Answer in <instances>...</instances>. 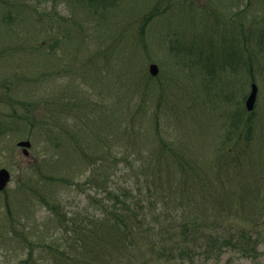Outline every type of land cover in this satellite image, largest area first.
Returning a JSON list of instances; mask_svg holds the SVG:
<instances>
[{
    "label": "rangeland",
    "instance_id": "1",
    "mask_svg": "<svg viewBox=\"0 0 264 264\" xmlns=\"http://www.w3.org/2000/svg\"><path fill=\"white\" fill-rule=\"evenodd\" d=\"M109 5L88 12L74 0H0V18L22 11V18L0 22V122L13 125L0 132V168L12 177L0 191V264H19L32 249L37 262L52 264L54 247L76 239L73 219L88 221L110 203L107 186H138L154 200L153 215L169 226L194 213L203 217V206H178L174 196H164L170 194L165 173V186L146 181L142 168L165 163L163 156L175 159V152L203 163L208 175L199 187L227 194L217 206L248 201L233 218L264 214V0ZM155 8L159 13L142 26ZM226 44L239 56L235 68ZM152 62L159 65L157 76L149 73ZM253 78L259 94L247 137L233 112ZM227 135L240 148L223 157ZM24 139L32 143L29 155L18 145ZM149 187L158 189L159 199ZM47 193L55 209L41 199ZM65 212L71 227L62 233L58 219ZM260 249L256 259L225 252L210 264H264V243Z\"/></svg>",
    "mask_w": 264,
    "mask_h": 264
},
{
    "label": "trees",
    "instance_id": "2",
    "mask_svg": "<svg viewBox=\"0 0 264 264\" xmlns=\"http://www.w3.org/2000/svg\"><path fill=\"white\" fill-rule=\"evenodd\" d=\"M74 1L81 4L82 8H85L88 12H92V10L99 12L100 9L110 6L109 4L113 0ZM16 11L11 9L4 13L0 18V22L8 24L15 20L16 16L22 18L20 15L22 11ZM158 13L157 8L153 9L142 26H146L145 24L150 20V17H154ZM142 33L144 34V27ZM262 34L264 35V31H262ZM246 41L248 39L243 34V42ZM259 41L264 43V36ZM226 51V59L230 60V66L235 68L234 65L239 63V56H235L233 48L230 50V44H226ZM241 58L240 55V60ZM246 67L244 66V68ZM248 69L250 70L249 67ZM244 113H247L246 109L239 107L234 114V122L238 124L242 122L250 131L253 128L252 119L250 116L245 117ZM114 118L115 121L118 119L116 115ZM94 120L96 121L95 118ZM108 120H111L110 124L115 123L110 116H108ZM236 126L239 125L236 124ZM1 127L2 124L0 123ZM231 133L234 134L235 130H231ZM249 134H251V131ZM227 139H230L229 135H227ZM231 146L226 141L222 145L221 151L226 150L228 152ZM186 159L187 157L182 155L180 162L176 164L166 163L168 173L171 172V174L166 175V182L171 188L174 185V177L184 179L178 182V186L192 196L187 195L184 190L175 193L172 189H169L170 194L164 196L171 201H173L172 197L174 196L178 206L184 205L187 197L189 199L194 198L204 205L201 212L204 215H202L203 217L194 213L188 219H182L181 222L174 223L175 226H169L162 223L160 218L155 215L156 213L153 215L154 200L144 197L138 186L126 185L123 188L107 186L106 191L109 193L110 203L104 206V210L100 215H91L88 221L83 222L73 219L72 227L67 220V212L63 213L60 221L58 219V222L63 224L64 229L59 225L57 230H62V233H65L67 228L71 227L77 230V236L70 246L62 247L57 244V247H54L57 252L53 251L55 256L52 264H134L136 260H142V264H152L153 261L164 264H177L176 262L179 264H194L196 260L210 264L219 263L225 252L236 253L238 257L258 258L261 255L260 243H264V214L253 211L251 217L247 214L244 220L250 218L245 221H238L233 218L236 217V212H240L241 208L246 206L248 201L242 202L238 208L232 203L224 207L217 206V202H220V200H227V194H216L213 190L200 191L194 189L195 186L189 185V176L191 173L198 174V171L196 170V164L184 163ZM196 163L201 165L197 161ZM169 164L173 165V172L168 166ZM142 170L144 173L145 170L148 172V174L145 173L148 183H162L161 174L163 170L161 165L158 167L154 163H149ZM88 182H93V180L89 178ZM161 185L165 186L163 183ZM47 187L48 185L44 184L42 189L47 190ZM241 189L249 192L245 185H242ZM157 190V188L152 189L149 187L151 196L159 199ZM41 199L48 202L51 209H55V204H52L48 193L41 196ZM261 201L264 202V196L260 198ZM216 208H220L222 211H218ZM215 212L219 213L217 217H215ZM210 214L214 215V221H217V223H214L212 218L208 216ZM29 252L27 257L22 259L19 264H45V262L39 263L36 261L33 249Z\"/></svg>",
    "mask_w": 264,
    "mask_h": 264
},
{
    "label": "water",
    "instance_id": "3",
    "mask_svg": "<svg viewBox=\"0 0 264 264\" xmlns=\"http://www.w3.org/2000/svg\"><path fill=\"white\" fill-rule=\"evenodd\" d=\"M150 72L153 75H156L159 72L158 65L155 63H152L150 65ZM256 96H257V85L253 84L252 92H251V94L247 100L248 109H252L254 107V103L256 101ZM21 144L29 146L30 142L25 141V142H21ZM9 179H10L9 172L6 169H1L0 170V190L3 189L7 185V182L9 181Z\"/></svg>",
    "mask_w": 264,
    "mask_h": 264
}]
</instances>
